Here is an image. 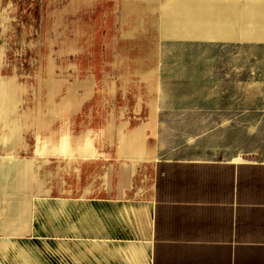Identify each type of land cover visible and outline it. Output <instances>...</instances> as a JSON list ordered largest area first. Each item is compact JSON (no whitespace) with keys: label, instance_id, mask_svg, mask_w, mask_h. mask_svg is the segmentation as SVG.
Wrapping results in <instances>:
<instances>
[{"label":"crops","instance_id":"obj_1","mask_svg":"<svg viewBox=\"0 0 264 264\" xmlns=\"http://www.w3.org/2000/svg\"><path fill=\"white\" fill-rule=\"evenodd\" d=\"M168 5L174 34L264 40V0ZM39 53L38 25H10L0 0V264H264V86L136 98L92 143L51 73L23 105Z\"/></svg>","mask_w":264,"mask_h":264},{"label":"rangeland","instance_id":"obj_2","mask_svg":"<svg viewBox=\"0 0 264 264\" xmlns=\"http://www.w3.org/2000/svg\"><path fill=\"white\" fill-rule=\"evenodd\" d=\"M168 4L169 0H3L10 25L31 21L39 29V58L21 60L19 78L27 89L23 105L36 103L42 78L51 73L62 82L55 104L69 87L76 88L79 102L69 107L71 122L78 123V106H85L93 143L94 132L108 126L101 118L116 115L120 106L132 105L136 98L169 102L242 84L264 86V40L174 34L165 25ZM114 126L121 132L125 125ZM140 126L132 124L129 130ZM175 126L157 125L156 130L170 137Z\"/></svg>","mask_w":264,"mask_h":264}]
</instances>
